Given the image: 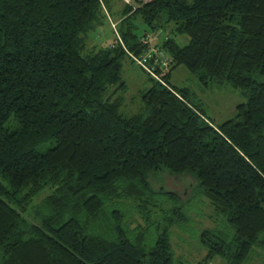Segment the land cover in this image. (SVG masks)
<instances>
[{
    "label": "trees",
    "instance_id": "16d2710c",
    "mask_svg": "<svg viewBox=\"0 0 264 264\" xmlns=\"http://www.w3.org/2000/svg\"><path fill=\"white\" fill-rule=\"evenodd\" d=\"M122 1L0 0V264H186L169 236L197 188L233 229L202 231L201 263L245 264L264 233V0ZM106 19L113 40L89 47ZM126 58L151 82L130 115ZM179 66L239 89L236 116L216 123ZM165 171L193 190L156 186Z\"/></svg>",
    "mask_w": 264,
    "mask_h": 264
},
{
    "label": "rangeland",
    "instance_id": "374dc122",
    "mask_svg": "<svg viewBox=\"0 0 264 264\" xmlns=\"http://www.w3.org/2000/svg\"><path fill=\"white\" fill-rule=\"evenodd\" d=\"M123 4V1H122ZM140 24V33L145 30L151 35L154 43H161L166 31H154ZM114 38V32L110 22L106 19L102 25L94 30L89 37L88 46L105 45ZM178 40L182 44L189 41V36L179 34ZM122 80L126 83V89L122 93L124 102L121 110L126 114H133L138 111L142 104L141 94L151 85L149 75L129 58L123 61ZM171 82L179 87H188L192 91V98L203 104L206 113L214 119L216 123H221L233 118L237 114V105L246 101V97L232 85H219L212 83L208 87L190 72L185 66H179L172 70ZM153 183L156 186H164L168 190H177L183 196H187L192 189L196 179L190 175L161 172L156 175ZM188 193V194H187ZM180 218L181 224L171 228L169 236L176 261H183L186 264H226V261L216 256L211 262L201 263L206 255V248L201 241V233L206 228H222L230 234L233 229H228L226 218L217 215L208 200L201 194L199 189L194 190L191 196L182 197ZM172 205V204H170ZM170 214V213H169ZM178 215H174L177 218ZM262 242L260 246H255L249 259L245 264H264V233L261 234Z\"/></svg>",
    "mask_w": 264,
    "mask_h": 264
},
{
    "label": "built area",
    "instance_id": "2783aa9c",
    "mask_svg": "<svg viewBox=\"0 0 264 264\" xmlns=\"http://www.w3.org/2000/svg\"><path fill=\"white\" fill-rule=\"evenodd\" d=\"M123 1H124V3L133 4L136 0H123ZM152 52L160 53L159 50H158L157 48H152V49H151V51H150L151 55H152ZM149 56H150V55H149ZM145 60H146V59H137V63H138V64H142V65L145 66L150 72H152V69L149 68V67L145 64ZM168 64H169V59H168V58L164 59L163 62H162V65H163V66H168Z\"/></svg>",
    "mask_w": 264,
    "mask_h": 264
},
{
    "label": "water",
    "instance_id": "95a60500",
    "mask_svg": "<svg viewBox=\"0 0 264 264\" xmlns=\"http://www.w3.org/2000/svg\"><path fill=\"white\" fill-rule=\"evenodd\" d=\"M140 1V0H137V2Z\"/></svg>",
    "mask_w": 264,
    "mask_h": 264
}]
</instances>
